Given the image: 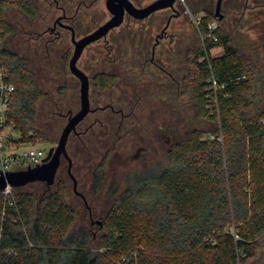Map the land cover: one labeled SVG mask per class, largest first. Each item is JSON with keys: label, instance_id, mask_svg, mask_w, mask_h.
I'll use <instances>...</instances> for the list:
<instances>
[{"label": "trees", "instance_id": "trees-1", "mask_svg": "<svg viewBox=\"0 0 264 264\" xmlns=\"http://www.w3.org/2000/svg\"><path fill=\"white\" fill-rule=\"evenodd\" d=\"M62 2L57 7L70 21L75 19L83 2ZM251 2L241 0V11L253 8L264 14V0ZM11 8L32 20L41 12L36 0H0V24L5 28L0 57L16 87L9 118L22 141H50L36 126L37 117L55 113L58 105L35 81L26 57L8 45L16 31L7 19ZM207 18L199 23L202 36L208 34ZM223 22L222 17L217 41L205 37L186 52L187 87L195 107L219 127L210 133L195 128L187 139L173 143L167 163L158 170L128 173L127 188L103 217V225L98 224L105 234L95 249L87 229L73 228L77 213L64 168L52 190L39 199L16 187L10 204L0 192V264H125L123 257L130 264H264V68L234 42ZM216 46H222V53L211 55ZM212 74L220 86L218 103L210 108ZM118 77L96 71L93 88L105 91ZM99 112L104 116L95 123L98 128L94 124L81 135L73 132L68 140L79 137L86 146L87 137L96 136L95 154L87 161H92L98 185L111 151L103 137L112 131L114 143L123 138L121 116L110 108ZM105 116L117 118L113 130Z\"/></svg>", "mask_w": 264, "mask_h": 264}, {"label": "rangeland", "instance_id": "rangeland-1", "mask_svg": "<svg viewBox=\"0 0 264 264\" xmlns=\"http://www.w3.org/2000/svg\"><path fill=\"white\" fill-rule=\"evenodd\" d=\"M81 1L83 3L78 6V16L71 21L67 20L77 28L78 37L94 30L112 15L106 6V0ZM151 1L153 0H133L138 6ZM248 1L252 3L251 0ZM36 2L41 12L33 20L17 8L8 11L7 19L16 28L15 33L8 38V45L14 52L26 57L35 81L44 91L50 92L58 105L55 113H39L37 117L36 126L46 132L50 141L36 144L48 151L51 146L57 145L68 120L67 114L80 108V80L69 68V60L74 51L71 31L58 28L59 34L47 32L42 37L38 36L52 27L54 20L63 13L57 4L64 2ZM176 8L180 15L172 18L168 34L156 46L154 54L152 51L156 36L164 28L168 16L173 13L171 8L160 9L142 20L126 15L122 24L87 45L78 61V65L90 76L99 70L119 73L116 83L105 91L95 90L91 83V105L94 107L111 103L115 109H123L124 115L126 114L125 117L120 112L116 115L117 118L121 116L123 138L112 146L113 137L104 136L105 143L110 142L109 146L112 147L105 164V179L99 185H91L92 161H87L91 154H95L96 136L87 137L86 146L82 145L79 137L74 136L68 144L70 156L75 161L73 172L78 178L77 182L79 180L77 189L88 197L91 205L98 208L94 211V218L105 213L115 198L124 192L128 186V173L158 170L167 163L171 144L187 139L195 128L210 133L219 127L217 120L202 117L195 107V101L187 87L189 65L186 55L189 48L203 41L202 28L197 25L194 17L202 18L207 15V19L212 22L211 14L216 13V0L178 1ZM241 9V0H224L221 7L223 23L233 34L234 42L264 68V14L253 8H248L245 12ZM261 9L264 10V7ZM218 21L222 26V18ZM221 53L222 46L211 49V55ZM142 69H146V72L142 73ZM154 80L161 82L157 86V92L148 94L149 91L141 86L136 90L142 94L140 102L133 107L131 101L134 102L138 96L134 97L135 91L131 89L132 86H128L129 81L140 86L153 83ZM132 111L133 115H129ZM100 116L104 115L99 111L89 113L77 128L85 129ZM116 117H104L109 123V130H113ZM8 132L15 138L21 136L16 128H11ZM138 147L144 148L138 150ZM137 153L138 156H135ZM81 166L83 170L80 173ZM67 167L66 160L62 168L66 173L69 200L77 213L73 228L87 229L92 234L91 244L95 249L105 234V229L97 223H91L83 198L73 191L74 181L68 175ZM84 170L87 172L81 179ZM45 185L43 181H33L18 189L31 191L39 199L45 192L52 190L53 185ZM260 258L264 259V250Z\"/></svg>", "mask_w": 264, "mask_h": 264}, {"label": "water", "instance_id": "water-1", "mask_svg": "<svg viewBox=\"0 0 264 264\" xmlns=\"http://www.w3.org/2000/svg\"><path fill=\"white\" fill-rule=\"evenodd\" d=\"M222 2L223 0H216L215 14L219 18L222 17ZM106 6L112 13L111 17L97 26L93 31L80 38L76 37L72 25L61 21L62 16L57 18L56 21L61 22L63 26L72 31L71 38L74 43V51L69 60V68L80 80V108L69 115L68 120L62 129L57 145L51 146L48 149V154L42 164L39 165L38 162L37 166L30 167L29 162V168L27 169L0 170V189L5 188L7 184H11L15 187H22L33 181H43L48 187H50L55 182L56 174L63 157L68 161V172L74 181V186L76 187L77 178L72 172L73 159L68 152L67 144L71 133L77 132V125L90 111L94 110L91 107L90 101V77L86 71L78 66L77 63L84 48L88 44L106 36L114 27L122 24L127 13L133 15L135 18L143 19L159 9L170 7L175 10V16L180 15V12L176 11V0H153L143 6L136 5L132 0H106ZM100 222H102V220H100Z\"/></svg>", "mask_w": 264, "mask_h": 264}, {"label": "built area", "instance_id": "built-area-1", "mask_svg": "<svg viewBox=\"0 0 264 264\" xmlns=\"http://www.w3.org/2000/svg\"><path fill=\"white\" fill-rule=\"evenodd\" d=\"M184 1V0H177ZM195 22L199 26L201 18L194 17ZM219 27L217 19H214L212 22H209L207 25L208 34L202 36L211 38L214 41L219 39L216 29ZM5 28L0 24V40L4 35ZM207 57V56H206ZM219 83L215 76L212 74L210 78L209 88L213 91L209 95L208 107L213 108L214 105H217V90L219 88ZM15 84L8 79L7 70L3 65L0 57V170H20L27 169L30 167L37 166L42 164L45 161L47 152L41 146H38L36 143L39 142H29L22 141L20 137H13L8 130L15 128V124L9 118V107L12 95L15 91ZM214 102V103H212ZM15 189L16 187L7 184L5 188L0 189V192L4 195L5 200L10 204L15 202ZM122 262L125 264H130L126 257L122 258Z\"/></svg>", "mask_w": 264, "mask_h": 264}, {"label": "flooded vegetation", "instance_id": "flooded-vegetation-1", "mask_svg": "<svg viewBox=\"0 0 264 264\" xmlns=\"http://www.w3.org/2000/svg\"><path fill=\"white\" fill-rule=\"evenodd\" d=\"M133 1V0H132ZM58 2V0H56V3ZM178 1L176 0V3H177ZM223 3H224V0H223V2H222V6H223ZM249 2H248V0L246 1V5L248 4ZM58 5V4H57ZM137 5V4H136ZM253 6V5H252ZM254 6H255V4H254ZM167 8H170V7H167ZM172 9V8H171ZM160 10V9H159ZM63 11V13L61 14V15H59V16H62V18H61V21L63 22V23H66V24H70V25H72L71 23H69V22H67V20H68V18L66 17V14H65V12H64V9L62 10ZM158 11V10H157ZM172 11H173V13H171L169 16H168V18H167V20H166V24H165V26H164V28L161 30V32L160 33H158V35L156 36V40H155V43H154V45H153V54H154V52H155V49H156V46H158L159 44H160V42H161V40L163 39V38H165L166 37V35L168 34L167 33V30H168V27L171 25V21H172V18L175 16V10H173L172 9ZM176 11H178V9L176 8ZM156 12V11H155ZM180 12V11H179ZM154 13V12H153ZM153 13H151V14H153ZM150 14V15H151ZM126 15H129V16H131V17H133V18H135L133 15H131V14H129V13H127ZM149 15V16H150ZM58 16V17H59ZM148 16V17H149ZM224 15H223V13H222V17H223ZM57 17V18H58ZM221 17V18H222ZM57 18L54 20V23H53V26L52 27H49V29H47V30H45V31H43V32H41V33H39V37H42L44 34H46L47 32H55L56 34H59V30H58V28H66V29H69V28H67V27H65V26H63L62 24H61V22H59V21H56L57 20ZM147 18V17H146ZM224 18V17H223ZM135 19H138V18H135ZM143 19H145V18H143ZM138 20H142V19H138ZM73 26V25H72ZM73 28H74V30H75V33H76V29H75V27L73 26ZM70 31H71V29H69ZM93 31V30H92ZM91 32V31H90ZM89 33V32H88ZM87 34V33H86ZM85 35V34H84ZM71 36H72V31H71ZM83 36V35H82ZM82 36H80V37H82ZM76 37L77 38H80V37H78L77 36V33H76ZM71 40H72V38H71ZM74 44V43H73ZM89 45V44H88ZM81 57V56H80ZM80 59V58H79ZM79 61V60H78ZM153 61V60H152ZM78 63V62H77ZM79 66V65H78ZM80 67V66H79ZM81 68V67H80ZM83 69V68H82ZM84 70V69H83ZM85 71V70H84ZM99 71H104V70H99ZM105 72H108V71H105ZM143 72H146V69H142V73ZM87 73V72H86ZM109 74H111V75H119V73H116V72H108ZM88 74V73H87ZM89 75V74H88ZM94 75V73L92 74V76ZM92 76H90L89 75V77H90V85H91V83H92ZM160 81H157V80H154V82L153 83H149V84H146V85H136L135 83H132V82H130L129 81V85L128 86H132L131 87V89H133L135 92L133 93V95H134V97L135 96H138V97H136V100H134V102L133 101H131V103H133V107H135L136 105H135V103H137V105H138V102H140L139 100H140V96H142V94L141 93H138V92H136V90H138L141 86H144L143 87V89L144 88H146V90L147 91H149V93L148 94H152L153 93V91L154 92H157V86H159L160 85ZM134 84H135V86H134ZM138 86V87H137ZM130 89V90H131ZM129 90V93L131 92ZM138 98V99H137ZM132 100V99H131ZM90 101H91V95H90ZM81 102V101H80ZM81 104V103H80ZM91 107H92V105H91ZM94 110H92V111H90L89 113H92V112H98V111H103V110H106V109H108V108H110V109H112L113 111H116L117 113H121L122 115H123V117H125L126 116V114L124 115V112H123V109H115V107H114V105L113 104H104V105H97V106H94V107H92ZM70 114H72V111H70L69 112ZM67 114V116L69 117V115L70 114ZM88 113V114H89ZM133 113V111L131 112V113H129V115H131ZM87 114V115H88ZM129 115H127V116H129ZM133 115V114H132ZM87 117V116H86ZM85 117V118H86ZM84 118V119H85ZM99 118V117H98ZM83 119V120H84ZM82 120V121H83ZM97 122H101V119L99 118V119H97V120H95V122H92L90 125H88V126H86V128L85 129H81L80 131L79 130H77V132H76V134L77 135H81V133L82 132H84V131H86L88 128H89V126H92V125H94L95 123H97ZM109 136H111V133L110 134H108ZM108 136H106V138H107ZM159 137H160V135H159ZM106 138L105 137H103V140L105 141L106 140ZM110 140V139H109ZM106 142V141H105ZM108 143V142H107ZM110 143V142H109ZM108 143V144H109ZM112 146H114V141H112ZM172 145V144H171ZM171 145H170V147H171ZM111 146V147H112ZM144 147H138V150H140V149H143ZM169 150H170V148H169ZM47 154H48V152H47ZM138 154L139 153H137L135 156H138ZM67 159L66 158H62V161H61V164H60V166H59V168H58V171H57V174H56V178H55V182L54 183H56V180H57V177H58V174H59V171L61 170V168H62V165H63V163H64V161H66ZM91 168H90V170H91V175H92V179H91V185L93 184L94 185V180H93V172H94V167H92V166H90ZM82 170H83V167L81 166V169L79 170V172L81 173L82 172ZM74 171V165H72V172ZM67 172H68V167H67ZM87 172V170H84V173L82 174V176H81V179L83 178V175H86L85 173ZM73 174H74V172H73ZM68 175H70L69 174V172H68ZM72 178V177H71ZM90 177H88V179H89ZM78 179V178H77ZM105 179V178H104ZM85 181H87V180H85ZM47 185V184H46ZM53 185V184H52ZM51 185V186H52ZM78 185H79V180H78V182H77V186L75 187L74 186V182H73V191H75V193L76 194H78L79 196H81L82 198H83V200H84V203H85V206H86V209H87V211H88V213H89V218L91 219V223L92 224H94V223H97V224H99L100 223V225H103V217L105 216V215H107L108 214V212H109V210H110V208L105 212V213H103V214H99V217H97V218H94V211L96 210V209H98V208H95L93 205H91L90 203H89V201H88V197L83 193V192H80V191H78L77 190V188H78ZM50 186V187H51ZM47 187H48V185H47ZM125 191V190H124ZM123 193V192H122ZM122 193H120L119 195H118V197L122 194ZM118 197H116L115 198V200L118 198ZM100 220H102V222H100Z\"/></svg>", "mask_w": 264, "mask_h": 264}]
</instances>
